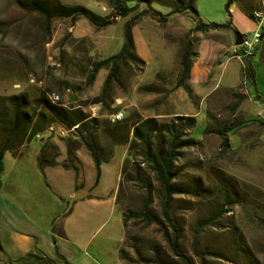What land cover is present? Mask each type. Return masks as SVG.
I'll return each instance as SVG.
<instances>
[{
    "label": "rangeland",
    "instance_id": "rangeland-1",
    "mask_svg": "<svg viewBox=\"0 0 264 264\" xmlns=\"http://www.w3.org/2000/svg\"><path fill=\"white\" fill-rule=\"evenodd\" d=\"M235 1L230 6L232 19L226 8L228 0H196L197 14L171 15L169 22L162 24L157 16L143 14L144 5L122 18L110 7L109 0H61L65 5L83 6L110 19V25L97 27L84 17L47 22L12 0H0V110H10V98L26 97L28 106L24 111L35 117V121H45L48 106L39 103V99L45 98L50 105H57L51 103L49 95L59 94L64 106L82 107L90 118L97 119L98 125L91 131L106 148L103 137H108L107 130L115 128L114 115L123 113V121L131 122L138 117L168 114L174 105L180 109V99L174 101V95L181 89L175 86L182 74L179 61L189 42L193 43L192 51L196 53L200 35L209 47L217 40L235 41L232 22L241 33L254 30L253 21L241 6L250 7L253 13L264 7V0ZM154 9L170 13L166 6L155 4ZM130 20H135V43L138 41L140 51L150 56V62L140 56L136 47L147 65L143 68L133 65L131 70L122 72V86L116 85L109 94L112 98L109 104L113 101L115 104L107 110L95 104V100L101 95L108 71H100L90 86L88 65L92 60L106 59L119 52L125 24ZM200 21L225 27L209 32L195 31ZM232 55L237 53L231 49L223 56L222 65L216 66L214 80L222 87L208 98L207 126L200 118V110L195 111L199 116L191 136L200 141V146L185 149L178 163L181 181L195 183L202 189L200 196H176L174 200V217L181 229L178 246L168 241L162 227L133 216L143 208L147 194L140 182L129 179L133 171L129 166L117 195L116 213L93 238L80 264H183L182 257L194 264H264V120L259 117L260 113L264 114V39L249 59L256 63V85L247 80L244 62L242 65L236 58L229 59ZM232 74L235 81L230 87L235 89L227 91L224 87L228 86ZM191 103L196 110L198 101ZM175 117L158 119L169 123ZM224 133L232 145V150L226 153L221 150ZM4 137L0 129V140ZM33 137H65L70 147L77 148L87 136L52 123ZM37 148L39 141L31 144L21 160L14 156L22 147L11 153L13 156L6 153L3 170L0 168V194H11L22 200L25 207L31 204L32 215L41 214L43 218L58 210V205L35 172L33 158ZM142 169L154 184L151 211L160 217L174 239L172 227L162 215L163 202L157 195L154 175L146 164H142ZM217 171L235 178L241 191L226 206L219 198V190L214 188ZM223 207L227 212L197 230L199 221ZM196 251H200V257ZM0 264L13 263L0 252Z\"/></svg>",
    "mask_w": 264,
    "mask_h": 264
},
{
    "label": "trees",
    "instance_id": "trees-1",
    "mask_svg": "<svg viewBox=\"0 0 264 264\" xmlns=\"http://www.w3.org/2000/svg\"><path fill=\"white\" fill-rule=\"evenodd\" d=\"M20 8L25 11L36 13L42 16L47 22L56 19H78L84 17L88 19L93 25L97 27H106L111 24L110 19L103 18L93 11L83 6L65 5L61 0H12ZM110 7L114 8L116 14L122 18L128 17L137 8L144 5L146 9L143 14H152L157 16L162 24L169 22L171 15L180 14H197L195 8L196 0H109ZM236 3L235 0H228L227 11L230 19L232 13L230 6ZM158 4L166 6L170 9L169 14H164L156 9L154 5ZM238 5V4H237ZM245 15L251 19L252 11L248 6H241ZM135 20L127 21L124 27L123 45L119 52L106 59L92 60L88 65V85H92L100 71L107 70L108 74L105 79L101 95L95 100V104H100L103 108L110 110L115 101L109 96L110 92L114 90L115 86H122L121 74L127 69L131 70L133 65L143 68L147 65L138 54L136 50L135 38L133 35V26ZM225 27V25H206L201 21L194 28L195 31L209 32L218 28ZM193 43L189 42L185 50L182 66L183 72L177 82L176 88L185 86L189 79L191 68V57L196 56L197 53L192 51ZM245 75L251 85H256V70L252 63L248 60L244 61ZM110 98V99H109ZM10 110H0V129L4 134V139L0 140V168L3 170L4 159L6 153H16L21 147L29 142L33 136L45 131L52 123H60L68 130H74L77 135H86L83 139L84 144L92 152L98 173L100 177L101 159L96 146V135L91 131L98 125L95 118H90L82 107H66L61 101L58 105H50L47 99H39V103H46L48 106L46 113V120H34L35 117L29 115L24 111L28 106L26 97H12L9 99ZM52 103V102H51ZM43 117V116H42ZM115 128L107 130L108 144L113 147L116 145L128 146V157L122 167V181L123 176L129 166L132 167V174L129 179L138 181L146 191L147 201L143 208L133 214L135 218H145L148 222L159 225L163 228L168 241L173 246H178L181 239V229L175 221L173 208H175L174 200L176 196L197 195L200 196L202 190L195 183L184 184L181 181L182 171L178 165L179 161L184 155V150L189 148H197L200 146V141L191 136L196 128V119L194 117L176 116L175 120L165 123L159 121L158 118L138 117L130 120H122L114 122ZM191 136V137H190ZM221 150L226 153L232 150L230 139L226 133L221 137ZM110 155V151L108 153ZM142 164H146L151 174L154 175L156 183V191L158 197L163 202L162 215L172 227L174 239L169 235V230L165 227L164 222L159 216L154 215L151 211L150 204L152 194L154 192L153 183L150 175H145L142 169ZM122 181L119 191L122 188ZM235 178L228 176L222 171H217L216 182L214 188L219 190V198L222 200L223 206L231 203L240 194V189ZM201 189V190H200ZM118 202H116L117 205ZM225 208H221L214 212V214L202 221H199L197 230L200 227L207 226L213 223L215 216H222L227 212ZM264 221V219H262ZM127 225L128 217L124 219ZM199 250V249H198ZM4 251V247L0 240V252ZM197 252V251H196ZM200 257V251L197 252ZM183 264H194L186 257H182ZM13 264H35L28 259H20L13 262Z\"/></svg>",
    "mask_w": 264,
    "mask_h": 264
},
{
    "label": "crops",
    "instance_id": "crops-1",
    "mask_svg": "<svg viewBox=\"0 0 264 264\" xmlns=\"http://www.w3.org/2000/svg\"><path fill=\"white\" fill-rule=\"evenodd\" d=\"M238 30L239 27L232 22L231 31L234 33ZM243 33L246 31H242ZM217 34L221 36V33ZM199 38L201 41L197 55L191 57L189 79L174 95V101L180 99V109L178 105H174L168 114H154L148 117L190 116L196 119L197 124L199 113L195 111L199 109L200 118L205 121L206 126L208 125V98L222 87L214 80L216 66L222 65L225 59L223 56L230 53L231 49L235 52L236 39L228 43L217 40L209 47L207 43L202 42L201 35ZM136 47L140 56L149 60V63L150 56L140 51L138 41ZM184 56L185 52L179 61L182 72ZM233 58L243 65L238 56L229 57ZM250 62L255 68V61ZM234 81L232 74L228 78V86L224 89L234 90L235 87H230ZM193 100L198 101L196 110L191 103ZM103 138L107 144L106 148L99 137H96L101 159L99 179L93 154L88 147L85 144L77 148L70 147L69 140L65 137H33L22 147L19 154L14 156L16 160H21L31 144L39 141V148L34 152L33 166L45 189L54 198V204L58 205V210H53L43 218L41 214L33 216L29 207L31 204L25 207L22 200L15 199L11 194H0V240L4 247L3 253L10 262L20 259H28L35 264L84 262L93 238L106 227L116 213L122 167L128 152L127 146L111 147L108 137Z\"/></svg>",
    "mask_w": 264,
    "mask_h": 264
},
{
    "label": "built area",
    "instance_id": "built-area-1",
    "mask_svg": "<svg viewBox=\"0 0 264 264\" xmlns=\"http://www.w3.org/2000/svg\"><path fill=\"white\" fill-rule=\"evenodd\" d=\"M255 28L252 32L243 34V42L240 46L236 47L235 53L241 61L249 60L254 56L257 49L264 39V7L253 11L252 18ZM50 101L60 103V95L52 93L49 95ZM259 117L264 120V114H259ZM124 118L123 113H118L113 116V122L122 121Z\"/></svg>",
    "mask_w": 264,
    "mask_h": 264
},
{
    "label": "water",
    "instance_id": "water-1",
    "mask_svg": "<svg viewBox=\"0 0 264 264\" xmlns=\"http://www.w3.org/2000/svg\"><path fill=\"white\" fill-rule=\"evenodd\" d=\"M234 34H235V39H236L235 45H236V47H238L243 42V34L239 31H235Z\"/></svg>",
    "mask_w": 264,
    "mask_h": 264
},
{
    "label": "bare ground",
    "instance_id": "bare-ground-1",
    "mask_svg": "<svg viewBox=\"0 0 264 264\" xmlns=\"http://www.w3.org/2000/svg\"><path fill=\"white\" fill-rule=\"evenodd\" d=\"M52 102V101H51ZM60 102H61V97H60ZM53 104H57V103H54V102H52Z\"/></svg>",
    "mask_w": 264,
    "mask_h": 264
}]
</instances>
